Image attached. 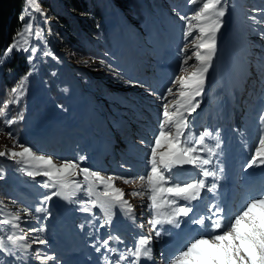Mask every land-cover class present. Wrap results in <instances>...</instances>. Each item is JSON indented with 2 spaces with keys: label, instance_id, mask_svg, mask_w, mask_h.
Masks as SVG:
<instances>
[{
  "label": "snow or ice",
  "instance_id": "1",
  "mask_svg": "<svg viewBox=\"0 0 264 264\" xmlns=\"http://www.w3.org/2000/svg\"><path fill=\"white\" fill-rule=\"evenodd\" d=\"M188 3L198 5V7L191 15H181L179 18L185 22L186 30L183 31V37L185 41H188L189 37L193 38L191 42L194 50L191 55H188L187 44L180 49L185 55L179 65V70L181 73H187L186 65L193 57L195 64L191 65L193 70L190 73L179 75L171 82L173 85L178 83V88L174 90L173 87H168L166 93L159 96L162 101L163 110L160 114L162 119L158 120V130L153 133V140L147 145L150 152L145 159L150 167L146 169V175L104 177L98 171L81 167L80 161L65 159L60 164H56L51 156L37 155L31 147L19 144L11 131L5 132L4 128H0V133L10 138L13 145L7 150H0V157L6 156L17 165H22L18 171L31 179L38 176L47 178L42 186L46 189H55V191H52L51 195H44L41 203L52 199L53 196L71 200L77 191L83 189L89 199L81 203L90 205V207H85L84 211L99 207L106 217L110 215L115 205L125 208L128 213H134L133 206L124 199V191L115 186V179H121L125 184L137 179L144 181L145 191H133L130 194L134 197L140 196L141 199L147 195L150 201L149 207L152 210L149 224L155 230L156 237L162 235V232L157 230V226L164 224L183 231L184 218H188L187 223L199 226L196 229H190L185 234L177 250L168 257L166 264H264V188L251 194L233 213L229 214L224 207L213 203L207 209L210 215H194L193 202L201 200L205 191L215 193L218 189V183L215 182L219 179L218 173L207 166L212 164V157L217 155L216 149L220 148V143L217 142L215 147L208 146L206 138L211 133L206 129L198 133L194 132L190 127L188 117L199 107L200 102L197 97H200L204 91L207 73L217 52L218 34L224 25L227 6L225 0H188ZM29 9L45 16L38 0H25V7L18 19L26 22L15 34L13 41L0 54V66L11 57L14 51L30 52L33 55L37 53L35 46H28L29 37L32 36L34 28L33 19L28 18L31 16ZM254 11L264 12V9ZM249 19L257 25H264V20H258L256 15L250 16ZM194 30L198 32V35H193ZM40 34V30L37 29L35 35ZM255 34L264 40V30ZM43 55L47 56L49 53L44 52ZM28 60L31 62L32 55L28 56ZM127 83L133 82L127 81ZM18 91L16 87L10 89L15 99L3 101L0 114H6L9 105L18 102L20 98ZM173 95L175 99L171 104L174 110H170L168 96ZM260 120L264 123V115L260 117ZM15 122L14 118H7L4 121L7 126ZM141 144H146V142L142 139ZM17 146L21 148V151L13 150ZM83 159V157L80 158L81 161ZM184 166H191L199 171L194 178L183 179L177 170L183 169ZM261 166H264V130L259 136L258 146H255L254 153L243 167L247 171ZM219 171L222 174L224 169L221 168ZM79 175L83 176L86 188L73 179ZM209 177L213 178V182H208ZM3 178V169H0V179ZM101 187L102 191L99 190ZM0 207L5 206L0 204ZM43 211H46L43 207L35 208L36 213ZM23 212L26 216L32 215L28 208H24ZM132 219L135 220L134 215ZM20 222L19 211L9 212L6 218L0 219V225L11 226L12 229H19ZM140 226L143 227V225ZM28 231L43 232L44 228H29ZM112 239L113 237L109 236L103 240L102 247L106 251H115L108 247ZM151 239L150 236H141L133 247L126 249V253L114 258L115 264H125V262L140 264L142 258L152 260L153 250L148 246ZM6 240L12 246L21 249V254L30 248L28 243H20L27 240L26 235L8 234ZM35 242L45 244L46 240L38 239ZM5 248L4 239H0V251ZM96 251H101V247H97ZM36 258L41 261V264H48V261L54 259L52 256L39 254ZM105 259L107 260L108 257Z\"/></svg>",
  "mask_w": 264,
  "mask_h": 264
},
{
  "label": "rangeland",
  "instance_id": "2",
  "mask_svg": "<svg viewBox=\"0 0 264 264\" xmlns=\"http://www.w3.org/2000/svg\"><path fill=\"white\" fill-rule=\"evenodd\" d=\"M25 1V0H24ZM96 4L102 5V3L105 0H94ZM57 3V0H38V4L41 8V10L45 13V16H41L38 12H32L31 9H29V12L31 13V16L28 17L30 19H33V34L29 37V47L35 46L37 48L36 54L24 53V52H13L10 58L7 59L6 62L9 60L11 61L14 57L18 56L22 58V61L26 64V72L22 76H18V81L12 86L18 88V95L20 97L25 96L27 99L25 101L26 108L31 104L32 108L29 111V116L27 118V122L24 124V127L29 128V130H32L34 128H39L41 125L46 124V121L49 120L48 115L52 110L56 107L57 110L62 113L63 108L56 104L57 96L53 97L51 96V89L54 88L58 94H73V102L76 103L77 99H74L75 96L79 95L78 87H77V81L78 80H84L86 82V85L89 86L92 82L91 77H94L93 74H97L98 76L104 78L107 82L110 83L111 87H115L114 89H110L109 91L107 89H104V98H102L105 101H109L112 103L113 101V90L117 89H123V90H135L134 87H130L125 82L121 81L120 76L114 72L112 73L109 69H106L102 64L95 61L97 58V52L99 50L105 51L106 48V41L104 39V33L101 34L97 38L90 39L87 38V41L85 42L86 48H87V55L82 56V59H75L76 57L71 53L70 48L67 44H63L64 36L66 39V43L70 42V38H73V35H70V37H66L63 33L60 31H57V21L53 19L54 17V9L55 4ZM226 3V0H225ZM252 4V6H251ZM248 2V10H245L246 13V24L242 23V32L249 33L248 37L250 40L248 41L249 46L252 47L254 38L259 37L255 33L258 32V30H264V25H257L253 20L249 19L250 16L256 15L258 20H264L262 17H264V12H255L254 10L257 9H264V2L263 0H256L255 2ZM262 4V5H261ZM181 5H187L190 8V15L196 10L198 5H190L188 3V0L184 4ZM180 5V6H181ZM235 6L240 8V3H234ZM25 7V4H24ZM23 7V9H24ZM22 9V10H23ZM110 6L108 4V0L104 3V12L107 14V20L110 21L109 13H110ZM21 10V13H22ZM122 15V20H124V15L121 10H119ZM177 12V11H176ZM173 10H164L160 6L156 8L155 13H148L146 14V18L140 20V23H145L147 26L151 25L152 32H157L160 34H164L167 30L168 25H172L171 18L173 17ZM227 14V12H226ZM21 15V14H20ZM226 16V15H225ZM126 17V16H125ZM167 17L168 24H163L162 20H165L164 18ZM178 17V16H176ZM26 22V21H25ZM22 22V23H25ZM195 23V22H193ZM229 26V21H227L224 26ZM223 26V27H224ZM59 27V26H58ZM64 28V27H61ZM59 28V29H61ZM111 28H114L112 25H110V30H113ZM40 30V35L36 36L35 32L36 30ZM58 29V30H59ZM122 33H117L115 36L121 38H130L135 40L137 32H134V28L126 30V34L121 35ZM194 36L198 35V32L194 30L193 32ZM222 34L223 30L220 31L218 34V43L217 48L220 49V53L217 54V61L220 63V80L224 78H229L230 76V70H229V61L227 59V56L229 55L230 51L234 49L241 50L235 55L233 60L231 61V65L238 70L239 72H246V66L248 65V62L244 63V56L242 55V51H244V45L240 44L238 39H235V45L231 46L233 42L225 44L223 46V50L221 49V42L222 40ZM231 39L232 37H228L227 40ZM93 40V41H92ZM257 40V39H256ZM125 41V40H123ZM121 43V42H120ZM264 45V43L262 42ZM231 47H230V46ZM94 53L92 52V48ZM233 49V50H234ZM64 50L65 53H64ZM190 55L193 49V44L190 45ZM44 52H48L49 55L45 56L43 55ZM32 55V60L29 62L28 56ZM252 54L248 58H250ZM69 57L72 59L70 60ZM19 58V59H20ZM16 59V58H15ZM214 61V58H213ZM5 62V63H6ZM195 64V58L193 57L191 60H189L187 67V73H181V75H187L190 73L193 69L191 65ZM213 64V62H212ZM0 66V71H1ZM92 72V73H91ZM21 74V73H20ZM49 76V77H48ZM96 76V75H95ZM97 76V77H98ZM107 76V77H106ZM112 76V77H111ZM48 77V78H47ZM47 79V80H46ZM87 79V81H86ZM95 87L98 90L100 88V85L98 83ZM178 83L176 84V88H178ZM175 88V89H176ZM101 91H98L100 93ZM22 93V94H21ZM170 98L169 107L172 109L171 102L175 99V96H168ZM9 99H15V97L10 92V98ZM21 100V99H19ZM36 102L37 105L35 104ZM13 103L9 105L8 108L12 106ZM48 107H50L48 111ZM112 110H114L113 107L110 106ZM0 128H4L5 132L8 130V126L3 124L0 126ZM7 128V129H6ZM55 129L62 130V127L60 124L55 125ZM15 138L19 142V144H22L21 139L16 135ZM63 137H58L56 142H59L62 140ZM54 140V139H53ZM13 141L8 138L4 133H0V150H7V148H12ZM54 145V144H53ZM25 146V145H24ZM28 147H32V143H27ZM14 151H21V148L19 146L15 147L13 149ZM37 155H43L38 150L33 149ZM12 161L13 167L7 166L6 163L11 164ZM56 164H60L61 161L53 160ZM76 161V160H75ZM22 165H17L13 160L9 159L8 157H0V169H3V179H0V204H2L5 207H0V214L2 215V218H6L9 212H17L19 211L21 216V231L23 235L27 236L28 241L31 243V249L32 252L37 256L39 255H47L49 256V252L45 247L44 244H39L37 241L38 239H43V236L39 232H29V228H34L33 225L29 222V218L26 217L25 214L22 212V208L18 205L16 201L15 193L17 192V187H24L26 185L29 186V183H31V186H34V182H30L29 177L24 175L22 172L18 171V169ZM10 174V176H8ZM43 180H46V177L41 176ZM74 178V177H73ZM4 184V185H3ZM10 185L8 187V190H6V193H4L3 188L1 186L5 187ZM115 186L118 188H121L126 198L130 204L133 206L134 209L138 210V205H141V197L140 196H132L130 193L133 191L140 192L139 188L140 185L136 182L125 184L123 180L115 179ZM30 190V189H28ZM62 198V197H61ZM15 201V203H13ZM7 229L9 226H5ZM11 227V226H10ZM15 233V229L11 228V234ZM39 233V234H38ZM0 239H4L5 245L12 246L9 244L6 240V237L4 233L0 235ZM44 247V248H43ZM34 248V249H33ZM21 258L24 260V256H21ZM32 259V258H31ZM32 260H35L34 258ZM36 261V260H35ZM53 260L48 261L49 264H51Z\"/></svg>",
  "mask_w": 264,
  "mask_h": 264
},
{
  "label": "trees",
  "instance_id": "3",
  "mask_svg": "<svg viewBox=\"0 0 264 264\" xmlns=\"http://www.w3.org/2000/svg\"><path fill=\"white\" fill-rule=\"evenodd\" d=\"M105 1L102 5H98L94 0H57L53 10V19L57 21L59 26H57V31H60L68 38L73 35V38L71 37L68 43H66L64 36L63 44H67L68 48L72 47L70 50L76 57L75 59H82V56L87 55L85 45L87 38H97L104 33V39L107 41L109 34L105 25V19L108 17L104 12ZM185 2L186 0H108L109 6L111 5L116 10H121L123 15L130 20V23L137 30L146 27L145 23H140L139 21L146 18V14L152 12L156 8L155 6H165L166 9L170 10L174 5ZM24 4V0H0V54L13 41V37L23 26L22 21L18 17ZM91 48V53H94L93 46ZM101 52L103 50H99L97 54ZM13 57L11 61L9 60L10 62L4 63L3 67H1L0 107H2L3 101L10 98L11 85L8 84L7 80L8 71H15L12 80L17 81L18 76H22L27 70L22 58L16 55ZM69 59L72 60L70 57ZM52 93L54 92L52 91ZM5 119L7 118H5L4 114H0V125L4 124ZM13 128L16 129V127ZM6 165L13 167V164L6 163ZM8 187L10 185H5L3 189H8Z\"/></svg>",
  "mask_w": 264,
  "mask_h": 264
},
{
  "label": "bare ground",
  "instance_id": "4",
  "mask_svg": "<svg viewBox=\"0 0 264 264\" xmlns=\"http://www.w3.org/2000/svg\"><path fill=\"white\" fill-rule=\"evenodd\" d=\"M219 58V57H218ZM219 62V61H218ZM215 63H217V61L215 62Z\"/></svg>",
  "mask_w": 264,
  "mask_h": 264
}]
</instances>
